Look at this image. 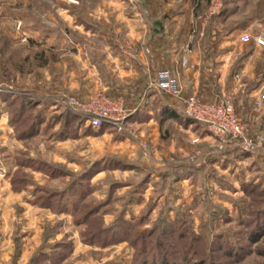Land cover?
Here are the masks:
<instances>
[{"label": "rangeland", "instance_id": "374dc122", "mask_svg": "<svg viewBox=\"0 0 264 264\" xmlns=\"http://www.w3.org/2000/svg\"><path fill=\"white\" fill-rule=\"evenodd\" d=\"M125 7L0 0V264H264V156L185 115V126L133 121L124 99L98 86L104 47L125 64L144 52L119 27ZM228 7L232 27H248L249 50L264 0ZM254 55L259 73L235 89L246 96L215 102L230 98L247 135L264 142V126L245 121L262 116L249 91L263 81L264 46ZM69 98L119 99L129 114L94 128Z\"/></svg>", "mask_w": 264, "mask_h": 264}, {"label": "crops", "instance_id": "0c3cea01", "mask_svg": "<svg viewBox=\"0 0 264 264\" xmlns=\"http://www.w3.org/2000/svg\"><path fill=\"white\" fill-rule=\"evenodd\" d=\"M223 4L220 12L209 16L207 0H126L125 23L119 27L144 52L139 62L125 64L114 49L104 47L98 57V86L110 96L122 97L133 121L151 125L185 126L184 99L189 96L210 102L232 93L234 102L245 97L235 89L240 80L247 83L259 73L251 67L259 46L247 50L239 38L248 27H232L228 0ZM258 60L261 67L264 57ZM263 93L264 78L249 96ZM261 105V118L245 121L264 126V101Z\"/></svg>", "mask_w": 264, "mask_h": 264}, {"label": "built area", "instance_id": "2783aa9c", "mask_svg": "<svg viewBox=\"0 0 264 264\" xmlns=\"http://www.w3.org/2000/svg\"><path fill=\"white\" fill-rule=\"evenodd\" d=\"M208 3V15L212 16L220 12L223 0H209ZM249 40L248 34H243L240 38L241 42ZM253 41L258 46H264V30L253 37ZM101 99L105 100L104 97ZM263 100L264 93L256 102L254 101V108L261 106ZM67 101L74 110L86 116L88 123L94 128L102 126L104 122L118 125L129 114L119 99L114 100L113 105L108 103L106 107H103L101 102H98V106H94V103H80L74 98H69ZM183 112L186 117L205 124L209 132L223 144H236L243 150L256 151L264 156L263 138L259 136L253 139L247 135L245 126L234 113L230 98L210 103L189 96L184 99Z\"/></svg>", "mask_w": 264, "mask_h": 264}, {"label": "trees", "instance_id": "16d2710c", "mask_svg": "<svg viewBox=\"0 0 264 264\" xmlns=\"http://www.w3.org/2000/svg\"><path fill=\"white\" fill-rule=\"evenodd\" d=\"M105 123V122H104ZM108 124V123H107Z\"/></svg>", "mask_w": 264, "mask_h": 264}]
</instances>
